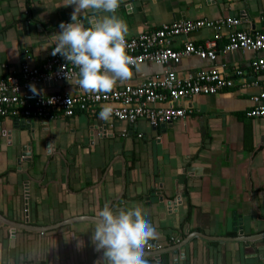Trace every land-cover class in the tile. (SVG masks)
<instances>
[{"label":"crops","instance_id":"0c3cea01","mask_svg":"<svg viewBox=\"0 0 264 264\" xmlns=\"http://www.w3.org/2000/svg\"><path fill=\"white\" fill-rule=\"evenodd\" d=\"M68 4L0 0V78L53 57L60 24L71 22L75 6ZM116 15L129 36L165 22L230 17L240 20L234 29L254 32L264 29V0H121ZM92 17L85 11L77 19L89 27ZM214 35L203 27L171 41L183 49ZM228 40L226 31L216 61L187 55L172 64L180 75L216 66L236 78L216 94L176 103L192 112L172 124L105 121L100 109L23 123L0 117V213L15 225L0 219V264H97L102 252L91 236L106 203L140 207L154 226L149 264H264V117L248 115L251 97L264 89L252 62L264 52L225 51ZM137 65L113 89L167 69ZM76 79L36 88L83 93Z\"/></svg>","mask_w":264,"mask_h":264},{"label":"built area","instance_id":"2783aa9c","mask_svg":"<svg viewBox=\"0 0 264 264\" xmlns=\"http://www.w3.org/2000/svg\"><path fill=\"white\" fill-rule=\"evenodd\" d=\"M238 23L240 20L232 17L226 20L188 19L165 22L157 29L135 36L127 35V53L133 57L136 65L152 61L166 65L167 69L158 78L127 84L108 94L58 92L44 95L39 92L38 95H33L29 85H51L76 79L78 69L60 54L53 56L42 66L25 62L19 70L13 69L0 78V117H11L23 123L33 118L51 120L60 115L72 116L78 110H102L103 107H110L113 110L111 118L132 124L140 118H146L154 126L172 124L192 112V109L176 103L201 94H216L223 88L236 84L235 77L216 66L180 75L171 68L172 64L180 63L187 55L216 61L220 51L218 42L226 31L229 40L223 50L264 52V29L254 32L234 29ZM203 27L215 29L213 38L202 44L187 40L183 49L174 48L171 41L173 36L187 35ZM252 68L255 73H264V54L252 62ZM242 74V69L236 70L237 76ZM251 99L252 107L248 110V115L264 117V89L255 93Z\"/></svg>","mask_w":264,"mask_h":264},{"label":"clouds","instance_id":"9594fccd","mask_svg":"<svg viewBox=\"0 0 264 264\" xmlns=\"http://www.w3.org/2000/svg\"><path fill=\"white\" fill-rule=\"evenodd\" d=\"M68 5L75 6L71 22L60 24L52 55L60 54L78 69L76 84L84 93L108 94L118 81L132 78L133 66L138 70L126 49L128 25L116 15L121 0H69ZM85 11L93 13L89 27L77 19ZM29 89L39 94L34 84ZM112 114L103 107L99 117L108 121ZM155 237L156 229L140 207L114 209L106 203L96 214L91 240L102 252L97 264H149L145 247Z\"/></svg>","mask_w":264,"mask_h":264},{"label":"water","instance_id":"95a60500","mask_svg":"<svg viewBox=\"0 0 264 264\" xmlns=\"http://www.w3.org/2000/svg\"><path fill=\"white\" fill-rule=\"evenodd\" d=\"M0 219L3 220V221H5L9 225L15 226L14 225V222L10 221L8 218H6L5 216H3L1 213H0Z\"/></svg>","mask_w":264,"mask_h":264}]
</instances>
